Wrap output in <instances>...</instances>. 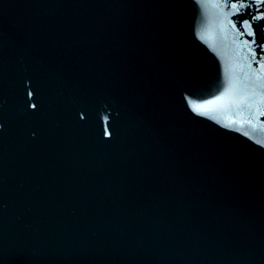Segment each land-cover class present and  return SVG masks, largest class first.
<instances>
[{
    "label": "water",
    "instance_id": "1",
    "mask_svg": "<svg viewBox=\"0 0 264 264\" xmlns=\"http://www.w3.org/2000/svg\"><path fill=\"white\" fill-rule=\"evenodd\" d=\"M0 264H264V4L0 0Z\"/></svg>",
    "mask_w": 264,
    "mask_h": 264
},
{
    "label": "snow or ice",
    "instance_id": "2",
    "mask_svg": "<svg viewBox=\"0 0 264 264\" xmlns=\"http://www.w3.org/2000/svg\"><path fill=\"white\" fill-rule=\"evenodd\" d=\"M260 3H261V4H264V0H260Z\"/></svg>",
    "mask_w": 264,
    "mask_h": 264
}]
</instances>
